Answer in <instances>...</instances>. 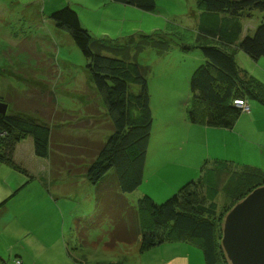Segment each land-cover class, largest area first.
I'll return each instance as SVG.
<instances>
[{"label": "rangeland", "instance_id": "rangeland-1", "mask_svg": "<svg viewBox=\"0 0 264 264\" xmlns=\"http://www.w3.org/2000/svg\"><path fill=\"white\" fill-rule=\"evenodd\" d=\"M155 1V9L145 12L114 0H0V98L7 111L26 115L51 131L47 157L35 154L29 136L18 144L13 163L0 162L2 264H139L156 261L160 248H165L141 253L139 244L108 248L107 222L89 228L87 235L79 233L95 214V189L87 169L113 125L84 55L49 17L62 7H72L95 39L119 45L130 37L139 41L150 35L170 40L164 55L146 48L137 57L149 67L154 121L144 181L138 190L125 194L131 204L136 205L145 193L163 201L197 178L206 162L225 161L264 171V111L256 110L249 120L243 111L249 107L247 99L233 101L243 111L234 128L191 123V108L196 105L198 112L202 107L189 91L191 75L203 61L196 43L197 2ZM261 19L259 11L244 16L242 34H251ZM236 52L243 57L236 62L245 78L253 80V89L264 97V58ZM248 98L259 107V99ZM231 182L228 178L217 198L218 226L231 204ZM79 236H87L88 243L81 244ZM189 246L190 263L204 264L202 250Z\"/></svg>", "mask_w": 264, "mask_h": 264}, {"label": "trees", "instance_id": "trees-1", "mask_svg": "<svg viewBox=\"0 0 264 264\" xmlns=\"http://www.w3.org/2000/svg\"><path fill=\"white\" fill-rule=\"evenodd\" d=\"M145 12L155 9V0H114ZM199 9L196 43L203 61L189 80L193 99L201 104L192 107V124L231 129L242 114L233 106L235 99L252 96L264 104L253 89V80L241 75L234 55L226 47H236L253 59L264 58V0H196ZM254 11L262 13L259 25L243 33L241 19ZM55 26L66 32L87 61L94 87L104 102L113 130L87 169V179L95 189L94 216L83 225L80 234L89 228L109 224L108 242L114 248L120 243H141L146 250L179 240L196 244L206 264H227L220 248V225L216 224L217 198L230 178V205L251 190L264 184V171L248 165L235 166L225 161L204 163L199 176L187 181L171 196L156 202L143 195L136 205L125 194L135 192L143 182L150 143L153 114L147 74L149 67L137 57L146 48L164 55L170 48L166 36L130 37L125 45L95 39L82 27L78 13L70 6L49 16ZM0 101L3 100L0 98ZM31 137L38 157H47L51 131L47 125L17 113H0V162L13 163L17 145ZM113 180H108V179ZM78 226H76L77 228ZM79 230V229H78ZM87 235V233H86ZM87 244V236H79Z\"/></svg>", "mask_w": 264, "mask_h": 264}, {"label": "water", "instance_id": "water-1", "mask_svg": "<svg viewBox=\"0 0 264 264\" xmlns=\"http://www.w3.org/2000/svg\"><path fill=\"white\" fill-rule=\"evenodd\" d=\"M8 105L0 101V113ZM220 248L227 264H264V184L251 190L225 214Z\"/></svg>", "mask_w": 264, "mask_h": 264}, {"label": "crops", "instance_id": "crops-1", "mask_svg": "<svg viewBox=\"0 0 264 264\" xmlns=\"http://www.w3.org/2000/svg\"><path fill=\"white\" fill-rule=\"evenodd\" d=\"M127 6V5H126ZM198 17H199V12L197 14V21H198ZM243 35V34H242ZM245 35V34H244ZM228 51H231L234 55V58L235 60H237V58H239L240 60H242V56H240L241 54H239V52H236L238 51L239 49L236 47V45L233 47H226ZM204 59V58H203ZM245 59V58H244ZM243 76H246L245 75V72H243L242 74ZM150 89V88H149ZM151 94V93H150ZM247 102H248V105H249V112H245L246 113V117L250 120V118H253L254 119V114H255V111L258 110L259 112L261 111H264V104L262 102L258 103L259 104V107H256V104L257 103H250V99L247 98ZM150 106H151V110H152V114H154V109H153V105H152V97L150 99ZM263 109V110H261ZM154 118V116H153ZM263 120H264V117H263ZM235 127V126H234ZM233 127V128H234ZM18 146V145H17ZM149 148V147H148ZM149 151V149H148ZM16 153V151H15ZM15 156V155H14ZM147 157H148V152H147ZM147 160V159H146ZM146 166V164H145ZM199 174V171L196 175ZM144 176H145V168H144ZM198 177V176H197ZM192 179H196V178H192ZM190 179V180H192ZM143 181H144V177H143ZM189 181V180H188ZM143 183V182H142ZM186 183V182H185ZM183 183V184H185ZM142 185V184H141ZM138 190V189H137ZM176 191V190H175ZM174 191V192H175ZM173 192V193H174ZM172 193V194H173ZM145 194H148V193H145ZM150 195V194H149ZM151 196V195H150ZM170 196V195H169ZM152 197V196H151ZM153 198V197H152ZM168 198V197H167ZM154 199V198H153ZM165 200V199H164ZM156 201V200H155ZM134 245L135 244H139V253H141L140 251H143L141 249V243L139 241L133 243ZM129 246H132V244H127ZM189 245L191 246H194L196 248H199L196 244L194 243H190V242H183V241H179V240H173V241H169V242H166V243H163V244H160V245H157L155 247H152L151 249L155 250V249H158L159 247H165V248H160L161 250H159V253L161 254V256H159V258L157 257L156 261L153 262V259L151 262H148V261H141L139 262V264H191L190 263V255L188 253H190L189 251ZM119 246L116 245L114 248H118ZM126 248V247H125ZM113 249V248H111ZM129 249V248H127ZM150 249V250H151ZM176 249H179V252L176 250ZM186 251H184V250ZM200 249V248H199ZM161 251V252H160ZM147 252V251H146ZM163 252L165 253L166 252V257L163 256ZM155 260V259H154ZM0 264H2V260L0 259ZM107 264H124L123 262H118V263H115V262H112V263H107ZM204 264L205 263V260H204Z\"/></svg>", "mask_w": 264, "mask_h": 264}, {"label": "built area", "instance_id": "built-area-1", "mask_svg": "<svg viewBox=\"0 0 264 264\" xmlns=\"http://www.w3.org/2000/svg\"><path fill=\"white\" fill-rule=\"evenodd\" d=\"M238 103H240V104H241V103H242V101H239ZM249 110H250V109H249V107H248V108H245V110H243V111H244V112H249Z\"/></svg>", "mask_w": 264, "mask_h": 264}]
</instances>
